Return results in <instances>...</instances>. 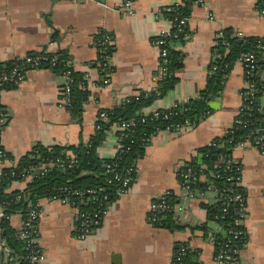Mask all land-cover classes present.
I'll return each mask as SVG.
<instances>
[{
  "label": "crops",
  "instance_id": "crops-1",
  "mask_svg": "<svg viewBox=\"0 0 264 264\" xmlns=\"http://www.w3.org/2000/svg\"><path fill=\"white\" fill-rule=\"evenodd\" d=\"M179 2L134 0L129 13L124 10V0H0V61L22 58L45 46L50 52L66 50L72 69L85 75L89 93L77 123L62 101L61 91L68 82L64 76L46 69L28 70L15 89L1 90L0 106L6 111L7 122L0 131V145L12 158L5 159L1 168L15 165L36 144L87 143L100 112L119 106L137 92L151 91L159 63V50L152 39L169 31L163 10ZM256 3L202 0L194 4L187 21L188 38L178 45L183 59L175 73V85L145 110L166 109L197 97L205 85L220 30L230 28L241 37L264 38V16ZM100 31L113 36L111 73L97 68L94 37ZM53 32L56 37L51 41ZM244 88L243 70L236 62L221 94L210 101L211 114L178 133H156L136 163L135 181L109 205L101 224L85 238L76 237L77 216L69 203L41 199L37 242L44 253L42 264H170L178 244L191 249L192 264H217L208 235L198 228L206 219L201 204H214L217 195L208 190L202 200L184 199L177 171L191 160L196 149L232 128ZM261 102L264 104V97ZM118 149L119 140L109 131L97 153L107 158ZM231 154L242 170L239 186L246 206V241L238 264H264V154L241 143ZM25 184L13 181L8 191H21ZM164 191H171L177 202L188 208L194 224L182 222L180 230L170 232L147 221L150 203ZM21 220L20 214L11 215L10 227L19 232ZM206 226L207 234L221 231L215 221H208ZM6 248L0 264H13Z\"/></svg>",
  "mask_w": 264,
  "mask_h": 264
},
{
  "label": "trees",
  "instance_id": "trees-1",
  "mask_svg": "<svg viewBox=\"0 0 264 264\" xmlns=\"http://www.w3.org/2000/svg\"><path fill=\"white\" fill-rule=\"evenodd\" d=\"M195 0H180L163 10V16L170 24L169 34L163 37V48L167 51L168 62L165 64L167 77L157 81L156 86L148 92L140 91L126 98L119 106L104 110L105 118L97 122V128L87 143L77 145L61 146L53 145L45 147L36 144L32 149L21 156L15 165L4 167L0 170V206L3 208V216L0 220L1 237L9 249V256L13 258V264H28L25 259L28 250L24 248V243L19 239V232H16L9 225V218L13 214H20L25 218L26 212L36 205L41 199H57L62 202L76 206L80 212L99 216L108 209L118 197V191L123 188L122 182L126 177H131L128 186H131L136 178V163L144 156L151 138L158 132H174L181 129L194 127L209 114L212 109L210 101L221 94L225 81L233 65L238 62L241 53H251L257 63V71L249 78L252 87L247 92V99L243 102V107L236 117L238 123H234L232 128L226 131L221 137L215 138L209 144L196 149L194 156L177 171V181L181 184L183 176L187 170H191V175L198 178L195 184H191L193 192H206L211 190L216 193L218 200L212 204H201V208L206 211L205 222L198 228L203 234L208 235L206 223L215 221L225 228L233 219L232 208L236 203H228L227 213L222 215V208L226 203L223 197L227 193L222 190L225 187H232L230 178L236 176L235 167L225 170L223 165H217L220 158H229L232 149L244 140L252 142L254 135L250 132L258 129L259 135L264 137V106L260 104L264 96V85L261 83L257 72L264 71V38L239 37L230 28L222 29L216 33V45L213 56L219 58L211 59L208 67L207 79L204 87L199 91L197 97L176 102L166 109H157L156 114L146 111L155 101L161 99L172 90L176 79L175 73L182 66L183 55L179 49L170 47L171 43L182 44L183 37L189 34L187 25L178 24L182 17H189L190 10ZM257 10L263 9L264 5L256 3ZM110 33L100 31L94 37V43L103 35ZM56 33L51 35L55 39ZM98 47V46H97ZM99 48V47H98ZM102 55L111 54L113 45L101 47ZM97 68L100 72L111 73L112 67L101 60L98 54ZM30 59L28 63L26 59ZM35 63V66L31 64ZM31 69L50 70L57 76H64L68 79V101L65 105L67 112L73 121L79 123L83 112V106L88 100L89 93L86 89L85 75L75 72L71 67V57L66 50L57 52L48 51L43 47L37 51H30L24 57L13 60L0 61V75L8 76L2 82L1 90H12L17 87L16 77H10L13 71L18 75L25 76L26 71ZM0 115L6 116V111L0 106ZM260 120L258 123L257 121ZM129 123L127 129L121 131L120 125ZM115 127L113 133L122 145L121 149L112 157L103 158L97 153L98 147L105 139L107 133ZM0 154L3 159H12L0 145ZM71 162V166L68 165ZM52 163L44 171L39 169L41 164ZM30 180L21 191H8L13 181H23L26 176ZM233 192H241V187H232ZM89 191H93L92 194ZM76 193V194H75ZM172 194V193H171ZM169 204H176L177 197L171 195L167 198ZM156 227L165 228L168 231L180 230L184 225L177 223L173 216L165 214L156 224ZM227 237L215 235L216 246L222 241H227ZM246 237L231 243L242 248ZM192 251L182 259L183 264L191 263Z\"/></svg>",
  "mask_w": 264,
  "mask_h": 264
},
{
  "label": "built area",
  "instance_id": "built-area-1",
  "mask_svg": "<svg viewBox=\"0 0 264 264\" xmlns=\"http://www.w3.org/2000/svg\"><path fill=\"white\" fill-rule=\"evenodd\" d=\"M134 0H124L123 7L124 10L127 12H131L132 9V4ZM202 0H195L194 4H201ZM257 3L264 5V0H257ZM261 15L264 16V8L258 10ZM188 17H182L178 24L180 26H185L187 25ZM169 31H170V24H169ZM169 31L166 33H161L154 37L152 39V44L157 47L159 50V63H158V69L155 74V82L161 78L167 77L166 73V67L165 64L168 62V54L167 51L163 48L164 41L163 37L169 34ZM236 36H240V34L235 33ZM189 34L184 35L183 40L188 38ZM113 43V38L109 35H103L101 39H99L96 44L95 48L97 51V58L99 57L98 54L100 55V58L102 61H104L106 64L109 65L110 63V55L109 54H104L102 55V49L101 47L105 45H112ZM178 43H171L170 47L173 49H178ZM216 45V43H215ZM99 48H98V47ZM261 49L264 50V46L260 47ZM264 56V52L262 54ZM214 58H219L218 55L213 56ZM212 57V58H213ZM28 63L31 62L30 59H26ZM254 55L251 53H241L238 57V63L241 65L242 70H243V75H244V82H245V88L243 90H249L251 89L252 85L249 82V78L253 77L255 72L257 71V63ZM32 66H35L36 64L33 63L31 64ZM33 70V69H31ZM264 72L262 71L260 79L264 81ZM12 78L16 77L15 83L18 84L20 81L24 78L23 75H18L16 71H13L11 74ZM8 76L0 75V86L2 85V82L7 80ZM67 85V84H66ZM66 85L63 87L61 94H62V101L66 105L68 101V89ZM156 86V85H155ZM247 92H241V106L239 109V113L243 107V102L247 99ZM264 97V96H263ZM260 104L264 106V104L260 101ZM157 109H151L149 112L156 114ZM238 113V115H239ZM105 113L100 112L97 116L96 119V124H95V129L97 128V122L100 121L101 119L105 118ZM6 116L5 115H0V131L3 127V122L5 120ZM258 123L260 120L257 121ZM234 123H238V121L235 119ZM130 125L129 123H123L120 125L121 131L124 129H127ZM115 127H111L109 131H114ZM182 130V129H181ZM181 130H176L171 133H178ZM169 132V131H167ZM259 130H253L250 132V135H254V138L252 142L250 140H244L241 142V145H249L255 149H257L259 152L264 154V137L259 135ZM121 138H119L120 141ZM240 144V143H238ZM237 144V145H238ZM122 145L119 143V149H121ZM5 159L1 158L0 154V170L2 169L1 167L3 166V162ZM53 164H41L39 166V169H44L49 166L51 167ZM217 165H223L225 170H231L232 166L235 167L236 171V176H232L229 180L231 183V186L233 187H240V179H241V167L240 164L233 158L232 154L229 158H220L219 161H217ZM71 166V162L68 165V167ZM191 170L188 169L187 173L183 176V181L181 184H179L180 190L182 191L183 198L186 200H193V199H198L202 200L204 198V193L205 192H193L191 189V184H195L198 181V178H195V176L191 175ZM30 180V176H26L23 180V182L27 183ZM131 180V177H126L123 179L122 186L123 188L118 191V195H124L130 186H128V182ZM232 187H225L222 191L224 193H227L225 197H223V200L225 199L226 203H224V207L222 208V215L219 218H222L224 214L227 213L226 206L228 203H236V206L232 208V215L233 219L230 224L225 226V228L221 227V231L218 232V234L215 233H209L208 234V241L213 245L215 249L214 253V260L217 264H238V254L240 252L239 247L233 245L231 241H239L241 238L243 239L245 235V227H244V220H245V213H246V206H245V196L241 192L234 193ZM90 194L93 193V191H89ZM76 194V193H75ZM171 191H164L161 195H159L155 200H153L149 207H148V215H147V221L154 225L158 223L165 214H170L173 216V219L175 221L182 223H188V224H194L195 220H192V222L188 221V214H191L188 210V208L183 205V204H169L168 203V197H170ZM57 200V199H53ZM218 200V197H217ZM73 209L76 212L77 216V223L75 225V233L76 237L79 239L85 238L86 234L91 231L92 229L98 227L101 224V221L106 213L104 211L100 216L97 213H94L93 215L86 214L84 212H80L76 206H73ZM3 216V208L0 206V220L1 217ZM39 217H40V204L31 207L25 214V218L21 220V227H20V232H19V239L23 241L24 243V248L28 250V254L26 256V260L28 261V264H42L43 259H44V253L39 247V244L37 242L38 240V223H39ZM1 233V230H0ZM215 235H221L222 237H227V241H222L217 244L215 243ZM6 246L5 242L2 239L0 235V257L1 253L3 255V252L5 251ZM190 248L186 244H178L175 246L173 253H172V258L170 261V264H183L182 259H184L187 254L190 252ZM10 260H13V258H10Z\"/></svg>",
  "mask_w": 264,
  "mask_h": 264
},
{
  "label": "water",
  "instance_id": "water-1",
  "mask_svg": "<svg viewBox=\"0 0 264 264\" xmlns=\"http://www.w3.org/2000/svg\"><path fill=\"white\" fill-rule=\"evenodd\" d=\"M261 74H262V72L259 70V71L257 72V77H259V79H260V77H261ZM260 81H261V83L264 85V81H263L262 79H260ZM6 122H7V120H6V118H5V120H4V122H3V125H5ZM192 220H194V217H192L191 214H188V221L192 222ZM1 260H2V253H1L0 261H1ZM6 261H8V257H6Z\"/></svg>",
  "mask_w": 264,
  "mask_h": 264
}]
</instances>
